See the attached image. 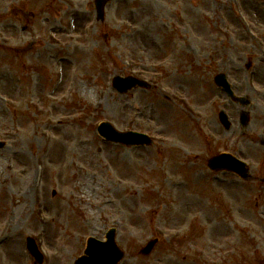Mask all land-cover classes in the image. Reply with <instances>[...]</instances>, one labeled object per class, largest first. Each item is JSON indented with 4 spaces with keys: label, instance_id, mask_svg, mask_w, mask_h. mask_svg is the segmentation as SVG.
<instances>
[{
    "label": "rangeland",
    "instance_id": "rangeland-1",
    "mask_svg": "<svg viewBox=\"0 0 264 264\" xmlns=\"http://www.w3.org/2000/svg\"><path fill=\"white\" fill-rule=\"evenodd\" d=\"M94 1L0 0V264H34L29 236L74 264L111 228L120 264H264V0H115L103 23ZM103 121L154 143L107 142ZM222 152L252 179L211 171Z\"/></svg>",
    "mask_w": 264,
    "mask_h": 264
},
{
    "label": "water",
    "instance_id": "water-1",
    "mask_svg": "<svg viewBox=\"0 0 264 264\" xmlns=\"http://www.w3.org/2000/svg\"><path fill=\"white\" fill-rule=\"evenodd\" d=\"M109 0H97L96 6L98 8L99 11V16L100 18H102L103 16V7L104 5L108 2ZM216 82L222 86L230 96H232L234 99H237L239 101H241L242 103H246L247 101L243 98L238 99L234 97V94L231 90V85L228 83L226 76L225 75H219L216 78ZM140 83L138 81H136L135 79H131V78H121V77H116L114 80V85L115 87L120 91V92H124L127 91L129 89H132L133 87L139 85ZM220 118L221 121L223 122V124L226 126L227 129L230 128V122L228 120V116L222 112L220 114ZM245 121V118L243 119ZM99 132L102 136H104L107 140L112 141V142H120V143H125V144H129V145H133V144H147L150 142L149 138L146 135H142L139 133H134V132H119L117 131L111 124L109 123H104L99 127ZM210 166L213 169H228V170H232V171H236L238 173L245 174V169H243L242 166L238 165V162L235 161V159L231 156L228 155H221L218 157H215L211 160L210 162ZM112 238V237H110ZM97 241L94 239L90 240V248H89V252L91 253V257H95L98 256L102 259L104 264H116L117 260H119L121 258V254L120 255H115L113 257V261L111 263L112 256L110 254H104V253H108L110 252V250L113 248V242L112 239L109 240L108 243H105L104 245H99V247L97 246ZM154 243H150L145 249H144V253H149L150 250L152 249ZM29 250L31 251V253L36 257L37 259V263L36 264H40L42 262V258L41 256L38 254L37 252V248L35 245V242L31 239H29V245H28ZM118 253V252H117ZM87 261H92L91 259H88Z\"/></svg>",
    "mask_w": 264,
    "mask_h": 264
},
{
    "label": "flooded vegetation",
    "instance_id": "flooded-vegetation-1",
    "mask_svg": "<svg viewBox=\"0 0 264 264\" xmlns=\"http://www.w3.org/2000/svg\"><path fill=\"white\" fill-rule=\"evenodd\" d=\"M262 143H264V142H262Z\"/></svg>",
    "mask_w": 264,
    "mask_h": 264
}]
</instances>
